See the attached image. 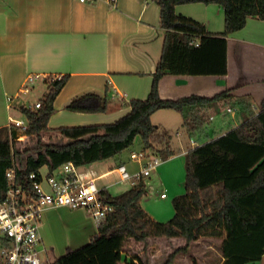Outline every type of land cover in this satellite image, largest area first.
<instances>
[{
  "label": "trees",
  "instance_id": "1",
  "mask_svg": "<svg viewBox=\"0 0 264 264\" xmlns=\"http://www.w3.org/2000/svg\"><path fill=\"white\" fill-rule=\"evenodd\" d=\"M160 6L164 41L161 57L153 73L147 99H133L130 112L110 124L49 128L55 112L54 102L67 83V77L47 82V91L39 109L20 107L29 127L21 131L11 126L0 128V200L8 191L7 172L15 168L18 183L30 185V175L47 167L53 173L72 162L78 169L115 158L130 148L137 138L143 152L167 160L176 154L168 131H160L152 122L158 111L173 110L182 115L183 126L197 130L198 113L230 97L226 90L212 98L190 96L178 100L163 99L159 83L167 75L225 76L228 74V37L242 30L249 18L264 21V0H155ZM216 6L224 12L225 30L212 34L200 21L178 14L180 5ZM249 119L238 128L190 149L186 155L185 193L173 201L175 215L166 222L156 221L143 208L148 193L143 180L120 195L103 190L101 197L114 206L91 243L70 251L52 264H115L117 247L126 240L147 243L150 238H183L165 264H173L178 255L188 254L201 238L222 239V264H257L264 257V102L258 113L250 109ZM107 97L88 93L74 98L67 106L84 114L108 111ZM58 133L66 142L43 143L45 133ZM23 136H36L31 154L23 156L15 148ZM161 139V148L154 141ZM28 150H26L27 152Z\"/></svg>",
  "mask_w": 264,
  "mask_h": 264
},
{
  "label": "crops",
  "instance_id": "2",
  "mask_svg": "<svg viewBox=\"0 0 264 264\" xmlns=\"http://www.w3.org/2000/svg\"><path fill=\"white\" fill-rule=\"evenodd\" d=\"M207 9L204 13L207 17L198 21L205 24L210 33H222L224 12L216 6H207ZM164 34L160 6L155 0H118L115 5L109 0L87 3L79 0H0V128L10 126V112L29 75L67 77L65 87L54 102L56 112L66 111L74 98L84 94L107 97V112L96 113V118L82 115L84 113L65 116L70 117V123L61 127L113 123L110 118L130 112L128 103L131 100H145L150 94ZM226 90H232L230 97L205 109L215 111L210 121L197 126L198 130L193 132L182 124L190 136L192 148L200 146L193 139L196 133L209 140L247 121L249 110L241 100H246L253 112H259L264 102V21L249 18L242 30L228 37L227 75H167L159 83L160 97L170 100L193 95L212 98ZM8 97L14 98L13 101L8 102ZM226 112L234 115V123L220 122L212 126L216 117ZM49 128L59 129L50 125ZM189 150L182 149L179 154L185 156ZM120 164L126 165L131 172H135L138 165L139 170L142 168L140 162L130 160L120 161L100 175H96L91 166L79 169V173L84 180L94 179L97 184L116 175L114 180L100 187L110 192L111 186L118 188L128 184L119 182L116 168ZM99 225L82 209L45 210L40 223V249L47 252L48 264L64 258L70 251L87 247L98 233ZM60 231L68 235L64 247L57 243ZM72 233L76 236L74 241Z\"/></svg>",
  "mask_w": 264,
  "mask_h": 264
},
{
  "label": "rangeland",
  "instance_id": "3",
  "mask_svg": "<svg viewBox=\"0 0 264 264\" xmlns=\"http://www.w3.org/2000/svg\"><path fill=\"white\" fill-rule=\"evenodd\" d=\"M206 10H208L207 6L203 4L180 5L176 8V12L178 14L192 17L196 20L205 19V17H207L204 15ZM224 30L225 25L222 31ZM47 88V84L44 81L39 80L33 86V91L29 95H23L22 93H19L20 98L16 103H14L10 112L11 118L13 120H21L27 123V117L21 112L20 106L24 105V102H27V107H34L38 100L43 99ZM76 114L78 113L69 111L68 109L63 112H56L55 109V112L49 121V125L53 128H59L62 125L70 123V117L67 118L65 116H76ZM214 114V110H201L198 113L200 118L196 120L195 124L200 126L205 121H210L211 115ZM82 115L94 116V118H96V114ZM233 116L234 115L232 113L226 112L223 115L217 116L216 121L212 122L211 124L212 126L217 125L220 122L227 123V125L233 124ZM121 117L123 116H120L116 119H113L112 117L110 118V121L115 122ZM152 122L156 127L160 128V131L163 132L168 130L171 146L176 151V156L174 155L169 159L164 160L157 171H154L150 177L145 178L146 183L148 184V194L143 199L142 206L156 221L166 223L170 221L175 215V209L173 205L174 199L185 193L186 158L184 155L179 153L182 151V149H191L192 142L187 131L182 127L184 120L182 115L178 112L173 110L158 111L152 116ZM198 128L199 127H197V130ZM226 129L227 128H225V130ZM202 137V134L196 133L193 136V139L196 140L198 144L202 145L201 143H206L217 138V136L214 135L213 137L208 138L209 140H206L207 138ZM160 140L161 139L158 138L154 141L156 148H161L162 144H160ZM42 141L46 144H59L66 142V139L62 138L58 133L49 131L43 135ZM36 144V136H23L21 140L16 142L15 148L19 149L23 156H26L33 152ZM143 147V141L140 138H137L130 148L123 151L115 158L92 165H87L82 169H86L91 166V168L96 171V175H100L106 171L108 167H113L120 161L125 163L130 162L131 154H139L143 152ZM26 150L28 151L26 152ZM149 155L152 154L149 153ZM137 167L138 169L136 171H139V165ZM47 172V167L41 169V173L43 175H46ZM115 178L116 175H114L113 178L100 180L98 181V186L102 187L103 184L107 183L109 180H114ZM130 188V184H122L118 188L117 186H111L109 193L113 196H117L122 194L123 190L127 191ZM162 193L167 195L166 198L161 197ZM66 234L67 233H65V231H60V234L56 238L57 243L61 244L58 246L63 245L64 247L68 243V235ZM71 235H73L71 238L72 241H74L76 237L75 233H72ZM184 244L185 240L183 238H150L147 243L137 242L132 239L126 240L119 247H117L120 257L117 259L115 264H165L170 254H172L177 248L183 246ZM220 245L221 239L219 238H201L193 243L188 254L178 255L173 264H222L223 256ZM48 258L47 252H40V260L42 264H48ZM257 264H264V258Z\"/></svg>",
  "mask_w": 264,
  "mask_h": 264
},
{
  "label": "built area",
  "instance_id": "4",
  "mask_svg": "<svg viewBox=\"0 0 264 264\" xmlns=\"http://www.w3.org/2000/svg\"><path fill=\"white\" fill-rule=\"evenodd\" d=\"M87 3L93 0H79ZM118 0H109L115 5ZM62 76L29 75L20 93L29 95L37 81L45 83L61 80ZM20 98V96H18ZM14 98L8 97V102ZM27 102L24 105L27 106ZM41 101L31 109H39ZM228 112H234L228 109ZM11 127L26 131L29 123L11 119ZM21 137L19 140H21ZM131 160L142 164L139 171L131 173L126 165L116 168L120 183L134 186L144 178L150 177L163 163V159L141 152L131 154ZM30 185L18 183L15 168L7 172L8 191L6 199L0 200V264H42L40 260V223L42 214L50 208L66 207L82 209L98 224L114 212V206L101 197L104 189L94 179L84 180L79 169L72 163L63 164L53 173L40 172L30 175ZM162 193L161 197L166 198Z\"/></svg>",
  "mask_w": 264,
  "mask_h": 264
}]
</instances>
